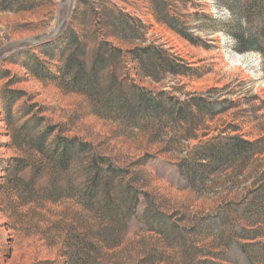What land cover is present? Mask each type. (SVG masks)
I'll return each instance as SVG.
<instances>
[{
	"label": "rangeland",
	"instance_id": "obj_1",
	"mask_svg": "<svg viewBox=\"0 0 264 264\" xmlns=\"http://www.w3.org/2000/svg\"><path fill=\"white\" fill-rule=\"evenodd\" d=\"M64 1L0 0V49L62 22L54 38L0 54V264H264V58L233 40L264 33V1L248 15L238 0ZM145 47L179 74L143 76L131 53ZM100 48L120 54L94 92L72 87L63 59L89 69ZM110 75L165 110L119 117L102 94ZM233 139L254 145L219 161ZM54 140L103 159L135 204L81 200L83 178L49 166Z\"/></svg>",
	"mask_w": 264,
	"mask_h": 264
},
{
	"label": "trees",
	"instance_id": "obj_2",
	"mask_svg": "<svg viewBox=\"0 0 264 264\" xmlns=\"http://www.w3.org/2000/svg\"><path fill=\"white\" fill-rule=\"evenodd\" d=\"M264 0H238L241 11L243 14L248 15L250 10L262 6ZM170 24V23H169ZM169 27L177 32L184 38H188L184 35L183 31L176 29L174 24H170ZM115 37L114 35H111ZM70 44L77 48L83 49L82 44L73 36L69 37ZM233 40L236 44H249L244 47L240 52L257 51L264 58V33L262 31L251 35L245 42L240 36H234ZM78 50V49H77ZM83 55V50H81ZM117 49L112 50V55L105 57V53H102V49H98L94 55L92 66L87 69L86 63L77 59V54H71L69 57L63 59V72L72 84V87L85 86L87 89L93 91L98 85V79L105 71L106 65L109 60L115 59L116 55H119ZM132 60L137 63V67L142 70L143 76L153 78L154 74L159 71L169 72L172 75L179 74L178 69L180 67L175 66L162 51L157 50L154 47L137 48L132 51ZM164 55V56H163ZM109 90L102 92L105 101L110 102L109 107L113 109L119 117H125L127 120H134L139 117H148L162 112L165 110L162 101L151 99L148 96H144L143 93H139L134 85L127 86V93L120 88V83L116 76L110 75L109 77ZM113 91V92H112ZM114 100V101H112ZM169 114H174L180 120L184 119L182 111H170ZM180 114V115H179ZM47 133L42 135L36 140L37 146L34 147L37 153H43L45 151V142ZM234 144L227 147L226 150L218 153L216 158L219 161L228 160L239 153L248 152V148L253 147L252 142L241 141L233 139ZM87 151L84 145L78 144L73 141L58 142L54 140L49 145V166L54 169H59L64 172L76 171L78 176L74 179L76 182L83 178L82 184L77 188V196L81 200L92 202L100 205L103 209L109 211L115 210L117 204H115L116 198L128 204L130 209L136 202V196L133 190L128 187L115 186L110 178L103 176L104 160L96 155L87 156ZM111 174L113 175L112 171ZM112 175H110L112 177ZM75 182V183H76ZM127 201V202H126ZM203 264V262H200Z\"/></svg>",
	"mask_w": 264,
	"mask_h": 264
},
{
	"label": "water",
	"instance_id": "obj_3",
	"mask_svg": "<svg viewBox=\"0 0 264 264\" xmlns=\"http://www.w3.org/2000/svg\"><path fill=\"white\" fill-rule=\"evenodd\" d=\"M71 2H72V0H65L62 5L67 7V8H69L71 6ZM61 26H62V22H59L58 19H57L56 27H55L54 31L51 34L34 37V38L30 39V40H23V41H20V42L10 43V44H8V45H6V46H4V47H2L0 49V54L4 53L6 51H9L11 49H14V48H18V47L26 46V45H34V44L41 43L42 41H45V40H48V39H52L55 36H57Z\"/></svg>",
	"mask_w": 264,
	"mask_h": 264
}]
</instances>
